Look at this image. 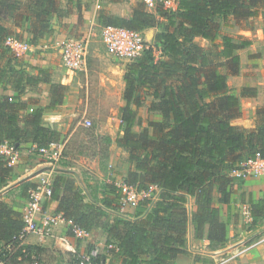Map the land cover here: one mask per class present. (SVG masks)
Listing matches in <instances>:
<instances>
[{
    "label": "trees",
    "instance_id": "16d2710c",
    "mask_svg": "<svg viewBox=\"0 0 264 264\" xmlns=\"http://www.w3.org/2000/svg\"><path fill=\"white\" fill-rule=\"evenodd\" d=\"M29 9L31 14L26 19L32 21L35 40L51 36L50 20L59 11L57 0H33ZM3 10L17 13L20 6L0 0V11ZM261 13L264 0H180L174 13L160 10L154 14L138 8L130 18L102 15L100 23L104 26L141 33L157 26L158 15L168 20V26L155 35L161 58L155 60L151 51H146L127 65L125 106L121 110L124 127L115 140L128 151L134 165L125 182L144 192L156 187L160 194L156 201L153 197L142 200L138 216L143 217L149 207L151 210L132 222L111 218L104 208L86 201L71 179L60 175L53 179L52 197L46 207L56 202V213L72 220L76 227L89 234L100 229L106 232V244L119 247L123 264H171L179 255L188 254L189 200L195 202L191 218L196 239H207L215 247L224 246L228 241L227 228L214 203H230L231 173L242 163L257 156L264 160V106L257 109L254 129L232 124L241 117L240 97L257 95L255 88L245 87L236 96L229 93L228 86V75L240 74L239 52L253 43L246 37L222 36L217 20L228 27L232 21L256 19ZM9 36H14L13 31L0 23V61L8 59L10 50L5 42ZM219 39L220 51L208 55L203 41L216 44ZM215 60H224L227 74ZM37 72L20 73L12 79L17 96L0 94V143L24 142L43 147L56 142L55 132L43 125V116L46 110H56L63 104L65 86L52 83L45 70ZM6 76V69L0 68V88ZM40 83L50 85V103L33 110L22 127L20 114L28 105L21 97ZM140 93L151 99L148 112L161 119L136 132L133 106L141 103ZM12 172L13 168L0 162V188L7 185ZM36 185L26 181L20 187L28 197ZM111 192L114 197L104 202L106 209L121 199L116 188ZM250 206L255 226L264 218V199L250 200ZM23 228V216L0 201V247L11 243Z\"/></svg>",
    "mask_w": 264,
    "mask_h": 264
},
{
    "label": "rangeland",
    "instance_id": "374dc122",
    "mask_svg": "<svg viewBox=\"0 0 264 264\" xmlns=\"http://www.w3.org/2000/svg\"><path fill=\"white\" fill-rule=\"evenodd\" d=\"M8 1H18L21 11L17 16L10 11H0V23L11 29L14 36L27 41L32 50L22 57H15L11 52H8V59L0 61V68H5L7 71L3 87L13 89L12 79L20 73L37 75V69L47 71L52 83H64L65 85L63 105L54 111H45L43 116V125L55 132L56 142L61 143L64 147L62 157L57 161L51 160L31 149V144L18 142L16 144H18L20 151V159L15 168L19 164L28 166L29 164L46 163L49 167V173H53V176L58 172L67 175L82 192L86 201L98 204L104 198H113L111 191L115 188L118 190V186L126 183L128 173L134 169V165L129 160L128 151L115 142L118 134L123 132L124 127L121 110L125 106L123 95L126 87L125 73L128 64L118 60L103 44L101 32L105 24H101L99 18L87 23L85 20H81L79 22L81 29H76V32L71 31L70 34L75 37L88 34L90 37L88 68L85 72L68 74L61 62L59 52L53 44L41 45L38 43L39 41H34L31 38L32 23L24 20L28 16L29 5L33 0ZM63 1L58 0L59 6L64 4L66 9L63 11L71 12L74 15L75 1L73 3H68V0L67 3ZM119 1L131 2V0ZM138 4H134L133 7L143 6ZM103 13L107 17L115 15L108 10H104ZM14 20L17 23H22L23 26L14 27ZM158 20L156 27L142 32L146 42L144 53L151 51L155 60L161 58L160 46L155 42V35L168 26L166 16L158 15ZM217 22L222 26V36L229 35L238 39L246 37L253 41L248 49L239 52L241 58L239 76L241 79L228 75L229 84L232 88L238 87V92L245 87L255 88L257 100L264 101V13H261L256 19L239 23L232 21L228 27L223 26L221 19H218ZM50 23L52 26H62L64 19L58 21L51 19ZM61 34L66 35V33ZM221 45V39L216 44L203 41L205 52L208 55L219 52ZM144 53L143 55H145ZM215 61L221 64V70L227 74V69L223 66L224 60ZM66 78L69 80L66 81ZM12 92H14L12 97L17 96L15 91L12 90ZM27 96L29 97L28 102L43 108L50 103V85L40 83L30 88L25 97H21V99ZM140 96L141 103L139 106H133L136 112L134 127L136 132H141L142 129L148 127L150 122L158 120L157 114L148 112L151 99L143 93H140ZM33 109L35 108L33 107ZM250 110L251 105H248L245 112L246 120L251 118ZM30 114L31 112L25 111L20 114L19 123L22 127L25 126V119ZM41 180L42 178L35 184ZM50 183L52 185L53 180ZM156 192V187H151V190L148 191L151 197ZM115 206L122 208L120 200ZM187 209L192 214L195 209L194 200H190ZM136 210H133L132 213H136ZM251 232L256 234L254 246L227 264H264V218L257 221ZM203 244L204 242L200 241L199 245ZM38 247L31 249L32 256L38 264H74L75 262L74 257L65 255L61 251L48 253ZM214 248L216 247L210 242L207 246H202L203 250H209V252ZM20 264H33V261L28 259ZM98 264H101V259Z\"/></svg>",
    "mask_w": 264,
    "mask_h": 264
},
{
    "label": "crops",
    "instance_id": "0c3cea01",
    "mask_svg": "<svg viewBox=\"0 0 264 264\" xmlns=\"http://www.w3.org/2000/svg\"><path fill=\"white\" fill-rule=\"evenodd\" d=\"M75 1L76 9L75 14L69 13L67 11H63L66 9V6L61 5L59 6V2L57 0L59 11L55 13V15L52 17V20H62L64 19V24L62 26H56L51 25L53 29V33L51 36H46L40 40H38L39 44L48 45L50 42L54 40L64 39V38H84L85 36H88V34H83L82 37H75L70 34L71 31H75L76 29H81V25L79 22L81 20H85V23L90 22L92 20H95L99 18L102 15H105L103 13L104 10H108L110 12H113V14L121 17V18H130L133 15L134 10L138 8H143L145 11L144 4L140 0H131V2H122L119 0H68V3H73ZM17 3L16 1H12ZM64 3H67V0L63 1ZM142 4V7H133L134 4ZM19 6L20 4L17 3ZM138 4V5H139ZM21 8V7H20ZM21 9L15 13L11 12L14 15H19V12ZM28 14H31V9L28 10ZM114 15V16H115ZM24 21L30 22V20H27L25 18ZM32 23V21H31ZM52 24V23H50ZM69 24V25H66ZM22 23L17 24V21L14 20V27L19 28L21 27ZM23 26V25H22ZM62 31V32H60ZM61 33H66L61 34ZM68 33V34H67ZM60 34V36H58ZM31 38L35 40V35L33 33V30L31 31ZM90 39V37H89ZM25 41V40H24ZM27 42V41H26ZM41 42V43H40ZM253 42V41H252ZM91 44V40H90ZM89 54H90V46H89ZM119 60V59H118ZM125 62V61H123ZM88 63H89V57H88ZM128 64V62H125ZM88 68V66H87ZM87 71V69L85 70ZM84 71V72H85ZM70 74V72H67ZM81 73V72H78ZM241 73V69H240ZM240 75V74H239ZM231 76L233 78L241 79L240 76ZM66 81L69 80V78L65 79ZM63 86L64 83H59ZM229 93L239 96L240 91L238 92V87L232 88V86L229 84ZM4 87L0 88V94H7L10 96L14 93V88H7L3 89ZM30 88L26 90L29 91ZM241 90V89H240ZM26 94V93H25ZM22 97H25L22 96ZM23 102L28 105V109L25 112L32 113L33 110L38 109L39 107L32 105L29 101V97L22 98ZM241 105H240V112L241 117L234 120L232 124L234 126H240L245 127L249 129H254L256 126V119L257 116H255L257 112V108L259 106H264V101L257 100V95L254 97H240ZM63 105V104H62ZM61 105V106H62ZM251 105V118L249 120H246V109L247 106ZM47 106V105H46ZM45 106V107H46ZM60 106V107H61ZM33 107L35 109H33ZM59 108V107H58ZM57 108V109H58ZM47 111V110H46ZM54 111V110H51ZM161 117L158 115V120H160ZM31 143H29L30 145ZM18 167V168H17ZM16 168H13V172L10 175L8 179V183L6 186H3L0 188V201H3L7 203L13 211L16 213L22 215L23 209L28 203V197L25 195L21 189V184L26 181H32L34 183H37L40 178L47 179L49 181H52L57 176H67L62 173L56 174L53 176V173H49V167H47L46 163H39V164H19ZM46 176V177H44ZM233 178L230 186L228 187L229 192L231 193V200L229 204H221L219 202H215L214 205L220 210V216L222 221L226 224L227 228V243L224 246L216 247L213 250H203L202 246H207L209 244V241L207 239L205 240H198L195 237V230L192 223V214L188 211V224H187V245H186V251L188 254H181L179 255L171 264H216V261L218 257L222 254V251L225 246L228 244H234V242L240 240L243 238L241 235V232L246 230H251L253 227H250L246 225L243 222V219L240 214V205L241 204H249L250 200H259L264 199V175L253 177L247 180H234ZM157 189V188H156ZM160 190L157 189V192L153 195L154 201H156L159 197ZM110 195V194H109ZM216 198H219V194L216 193ZM109 201V198L102 199L101 203H98V205L101 208H104L108 215L111 218H118L121 217L125 220L135 222L147 215L151 207H149L146 212L144 213L143 217H139V205L137 206H127L125 208H119L116 207L115 204L111 208H105L104 202ZM93 203V202H91ZM190 203V200L188 201L186 208L188 204ZM58 208V204L56 202H52L49 204V206L46 207V211L50 214H57L56 210ZM137 209L136 213H132L133 210ZM188 210V209H187ZM67 238L71 245L77 249L78 253H86L91 250H96L99 253V257L101 259V264H123V254L120 252V249L117 245H107L108 235L103 230H95L94 232L88 234L87 237L79 238L72 234L71 228L68 225H58L54 229L53 237L47 238L45 240H41L38 236H32L29 239V244L31 249L32 248H41V250H44L45 252L51 253L54 251H61L65 255H70L71 257H74L76 260V256L73 255L68 250V246L61 243L60 239ZM197 241L196 243L194 241ZM200 241H203V245H199ZM220 254V255H219ZM218 256V257H217ZM75 263V262H74Z\"/></svg>",
    "mask_w": 264,
    "mask_h": 264
},
{
    "label": "built area",
    "instance_id": "2783aa9c",
    "mask_svg": "<svg viewBox=\"0 0 264 264\" xmlns=\"http://www.w3.org/2000/svg\"><path fill=\"white\" fill-rule=\"evenodd\" d=\"M148 12L157 14L164 10L174 13L179 9L180 0H140ZM101 37L103 44L108 51L117 59L128 63L134 62L142 57L146 42L141 32L106 25L102 28ZM54 45L59 52L61 62L65 69L70 73L84 72L88 66L89 57V36L84 38H64L54 40L48 45ZM46 45V46H48ZM5 46L15 57H22L32 50L28 42L19 39L16 36H9L6 39ZM33 150L40 155L46 156L51 160H59L62 157L63 145L58 142H52L47 146L39 147L31 144ZM20 159L18 144L9 141L0 143V162H4L9 168H14ZM264 175V160L257 156L242 163L231 176L239 180H247L253 177ZM118 192L121 196L120 202L123 208L127 206H137L145 198L151 197L148 192L140 191L137 186L123 183L118 186ZM52 197V185L48 179H42L36 187L29 191L28 203L23 209L22 216L24 228L17 234L11 243L0 247V264H20L28 259L33 264H38L32 256V250L29 239L32 236H38L41 240L53 237L54 229L58 225H68L72 234L76 237H87L89 233L76 227L72 220L66 219L62 214H50L46 211V203ZM240 214L243 222L253 227L254 215L249 204L240 205ZM254 228V227H253ZM252 228V230H253ZM252 230L241 232L242 239L228 244L218 257L216 264H227L229 261L246 253L254 246L256 234ZM61 243L68 246L69 252L76 256L74 264H98L99 253L91 250L86 253H78L67 238L60 239Z\"/></svg>",
    "mask_w": 264,
    "mask_h": 264
}]
</instances>
